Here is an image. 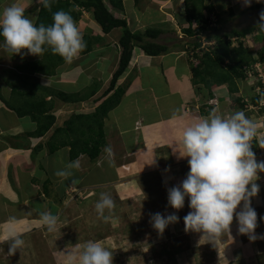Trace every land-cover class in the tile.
<instances>
[{
  "label": "crops",
  "instance_id": "crops-1",
  "mask_svg": "<svg viewBox=\"0 0 264 264\" xmlns=\"http://www.w3.org/2000/svg\"><path fill=\"white\" fill-rule=\"evenodd\" d=\"M180 1L182 0H176L175 2L180 4ZM230 1L232 2L230 6L229 4L228 6L223 4L224 0L211 1L220 17L229 13L236 18L233 22L236 28L229 30V32H226L228 30L225 29V33L231 34L233 30L238 32L248 31L245 26H253L252 33L255 32L260 20L255 25H248L243 17L246 16L249 8L251 10L260 9L258 11L260 12L264 8V2L257 3L256 0H252V4L249 7L244 5L243 0ZM239 7L241 8L239 9ZM115 10L118 16L116 13H112L116 17L126 19L123 16L124 11ZM262 12H264V9ZM30 14L27 17L31 19ZM83 14L85 15V13ZM84 15H82L79 21L86 22H84L83 29H80V31H83V37L85 35L92 37L101 36L103 41L93 45L91 52L83 56L87 60L83 68H79L78 65L74 64L69 70V63L66 62L57 69L54 76L36 74L34 76L35 79L31 80L33 85L37 84L39 95L48 96L49 92L43 91L46 88L53 94L47 100L53 102L52 114L56 117L54 128L43 138H36L32 134L36 131L37 126L30 117L20 118L7 106L13 114L7 118L0 117L2 122H7L4 127L0 126V138L3 137L6 141L8 140V150H11L15 157L11 158L13 160L11 167H14L15 170L16 166L19 167L21 165L25 169H28L32 165L35 155L40 154L39 159L43 169V181L41 185L46 187L45 190L48 188L52 190L54 192L53 196L61 191L60 197H63L70 187H75L79 189L78 191L85 197L84 199L93 202L92 197L94 194L96 195L97 191L107 194L110 191L109 189L113 187L119 192H130L129 195L137 193L141 199L140 206L142 208L150 206V208L153 207L152 209H156V211L165 216L175 213L180 218L179 211L171 208L169 205H165V202L168 201V190L180 185L190 171L187 158H180L178 153L182 131L193 121L206 117L212 112L231 114L235 111H241V107L234 108L232 106L233 99L240 97V93L235 96L231 95L227 85H214L211 89H208L201 83H194L192 64L189 62L187 49L186 51L185 49L177 51L173 47H170L167 54L150 57L141 49L135 48L134 58L118 83V86H126V92L119 105L110 111L104 120L106 144L102 149L100 157L96 160H91L87 155H81L78 158L80 168L73 170L74 175L63 183H60L59 178L55 176V172L63 168L66 163L72 161L70 158V147L50 153L47 144L54 131L57 128H63L64 124L72 116L92 114L103 103L105 100L103 99V94L110 86L113 74L118 68L121 54L119 39L122 33L115 34L120 29H115L110 34H104L102 28L95 21L89 20L90 22H88L84 18ZM161 19V17H157L156 21L149 23L150 27L146 25L145 27L164 30L165 25ZM91 22L96 26L91 24ZM223 22L225 23L227 20ZM87 24L91 26H87ZM85 28H93L95 31L92 34H88L87 30H84ZM171 29H173V32H177L175 28L171 27ZM145 30L138 29L132 31L143 32ZM164 32H167V30H164ZM112 40H114L113 44ZM110 54L113 55L111 58H109ZM30 57L29 54L28 60H26L35 61L40 58L38 56L37 59L34 57L30 59ZM136 59H138L137 62L139 64H136L133 76H129L130 78L127 79L129 83H127L125 75H128L131 69H134L132 64H134L133 62ZM73 69L74 74L69 73ZM40 76L49 80L50 83H54V87L39 82L38 78L41 79ZM5 79L2 78L3 81ZM238 81L240 82L238 83V87L241 91L244 84L248 82L246 83V80L242 79H238ZM94 85L97 86V92L92 96L90 90ZM6 88H10L7 82ZM56 89L59 91L57 90L56 92ZM67 89L70 90L68 91ZM86 89L89 90L87 93L84 92ZM9 91L11 96L8 94V98L2 92L3 98L7 101H10L12 98L11 88ZM61 94L66 96L74 95V101H65ZM242 97L244 96L242 95ZM216 99L218 100V104L216 102L217 105L213 107L210 103ZM0 101L2 102V100ZM19 142L26 146L15 148L14 145ZM40 144L42 145V149L36 151V147ZM106 147L112 149L111 154L105 152ZM262 159L264 160V156L257 158L258 161ZM3 167L4 161L0 159V171L2 170V172ZM39 167L37 169L35 166L33 167L31 180L35 178V174L38 175L40 172ZM166 169L169 170L166 171ZM255 179H257L255 182L260 186V192L252 199V207L257 211L259 224L261 220L264 221L262 219L264 218V200L258 204V199L264 197V173H258V177ZM31 180L28 183H31ZM72 180H76L77 183L72 184ZM8 181V183H11L10 180ZM2 183L0 180L1 187ZM27 188L31 189L30 184H27ZM38 195H43V197L39 196V198H42L41 200L47 197L46 192ZM29 201L30 199L26 198L24 202ZM118 203L120 204V202ZM6 205L9 206V203H6ZM158 205L160 208L162 207V210L158 209ZM190 210L187 206L188 213ZM147 211L144 209L140 211V214L146 217L148 215ZM237 211H239V208ZM179 224L180 219L178 223L169 225V230L175 231ZM263 225L264 223L260 226ZM258 232H260L259 227H257L255 232L257 238L252 240L247 235L242 236L238 228H232V230L230 229V234L225 233L222 237H227L228 242L232 241L244 253V255L240 254L246 260L255 264H259L263 260L262 264H264V248L261 249L259 244H257L260 241ZM196 233L193 232V235ZM200 236H202V233H200ZM222 239L221 241H223ZM261 245L264 246L263 244Z\"/></svg>",
  "mask_w": 264,
  "mask_h": 264
},
{
  "label": "rangeland",
  "instance_id": "rangeland-1",
  "mask_svg": "<svg viewBox=\"0 0 264 264\" xmlns=\"http://www.w3.org/2000/svg\"><path fill=\"white\" fill-rule=\"evenodd\" d=\"M175 1L176 0H139L136 2L135 0H123L124 9L121 11H124L123 16L130 22L129 27L132 30H145L149 26V23L156 21L157 17H161L165 25L164 30H167L165 35L161 37L162 40L171 39L169 43L166 41L167 45L169 48L173 47V49L177 51L181 49H185L186 51L187 49L186 52L189 62L195 65L199 62V58H201L203 51H212L214 41H211L212 44L210 45L206 44L205 42H208L205 40L206 36L210 34L223 35L225 29L228 30L226 32L235 29L236 27L233 22L236 18L229 13L220 17L216 10L212 13L208 11L200 13L199 15L203 14L210 18V25L205 32L202 30L199 32L203 34L202 41L205 40L203 44H206L202 46V52L197 51L193 53L195 51L192 43L193 39L187 36L185 37L181 32L182 30H180L183 29V27H189V23L186 20L185 3L183 0L179 2L180 4ZM211 1L212 0H206V6L213 4ZM13 4L22 7L28 14L31 13L30 17L35 22L38 13L36 8L40 5L38 0H0V12ZM223 4L226 6L229 4L230 6L232 2L230 0H224ZM106 5L118 16L117 11L111 6L109 1H106ZM240 8L241 7H239V9ZM263 9L258 12L260 9L251 10L249 8L246 16L243 17L246 24L255 25L257 21L260 20V13ZM83 13H85V15H83L88 22H90L89 20L95 21L92 19L90 12L83 11ZM224 20H227V22L224 23ZM182 21L184 22L182 23ZM84 22L85 21L78 22L77 26L79 30L83 29ZM212 23L216 25L214 26ZM91 24L93 23L91 22ZM93 25L96 26L95 24ZM145 25L147 27H145ZM87 26L91 25L87 24ZM171 27L175 28L177 32H173ZM195 27V30H200L197 25H195ZM89 28H85L84 30H87L86 32L88 34H92L95 30ZM245 28L251 31L254 27L245 26ZM116 32L115 34H119L121 30ZM81 33L83 34V31H81ZM237 38L238 37L230 38L233 47L239 46L241 41V43L246 44L248 49L252 50L254 58L260 59L262 49L264 50V31L257 29L252 34H248L240 39ZM111 42L113 44L114 40ZM24 51L27 52L26 50ZM28 56L29 55H12L0 49V93L2 94L3 92V94H6V98H8V94L9 96H11V94L9 91L10 88H6V82L2 80V78H9L5 70L18 71V66L25 63L28 60ZM30 56V59L33 57L37 59L38 57L33 55ZM83 56V54L79 53V55L69 63L68 69L70 70V67H73L74 64L78 65L79 68H83L84 63L87 61ZM112 56L113 55L110 54L109 58ZM137 60L138 59L132 64L134 69H131L129 74L125 75L126 82L127 79L130 78L129 76H133V71L137 66L136 64H139ZM146 61H148V59H146ZM262 61L264 63L263 58ZM261 69L264 73L263 66ZM69 73L74 74V69L69 71ZM40 78L41 79L38 78L39 82L54 87V83H50L49 80L42 76H40ZM247 80L245 82L248 83L244 84L239 96L241 98L243 95L244 97L242 98L248 101V106H246V108L242 107V110L246 113L247 117L257 125L258 132L257 136L252 141V150L258 158L259 156H264V112L258 109H252L249 106L253 104L252 102L254 99H260L262 96L261 93L264 91V82H262L261 79L255 81ZM238 83L240 82L238 81L237 84ZM259 86L261 88L260 91L257 90ZM56 87L58 88L57 85ZM124 87L126 88V86ZM57 90L58 89L55 91L57 92ZM67 90L69 91L70 89ZM88 91L87 89L84 90L85 93ZM69 96L74 97V95ZM260 100L264 101V99ZM212 101L214 102L212 103L210 101V105L213 107L218 104L217 99ZM55 112L58 114L57 111ZM12 114L13 112L0 101V117L7 118ZM5 124H7V122H2V120H0L1 127H4ZM7 141L3 137L0 138V159L4 161L3 172L2 170L0 171V180L3 182L2 187L0 186V206H2L0 208V264H65L64 253L70 251L71 247H74L77 243L83 245L89 240L100 241L105 247L109 248L112 251L113 264H255L246 260L242 256L244 253L241 252L232 241L228 242V238L225 236L222 237L223 241H221L218 246H214L212 243L201 240L200 233L193 235V231H186L184 217L188 214L187 199L185 201V207L179 210L181 225H177L175 231L169 230V227H167L161 235L150 223L151 214L159 212L156 211V209H152L153 207L150 208V206H147L148 208H146V206L142 208V206H140L141 199L137 193L129 195L130 192H119L113 187L109 189L110 191L107 194L115 201V208L111 210V212L105 210V216L109 217L107 220L100 218L95 209V204L101 195L100 191H97L96 195L93 193V202L84 199L85 197L82 196L78 191L79 189L75 187H70L63 197H60L61 191L53 196L54 192L52 190H49V188L45 190L46 187L41 185L43 181V169L39 159L40 154H37L38 156L35 155L36 160H32V165H30L28 169L19 165L20 168L16 166L14 170V167H11L13 163L11 158L14 157V153L8 150ZM14 146L15 148H21L26 145L19 142ZM34 166L36 169L40 166V174H35V178L31 180V172ZM8 180H10L11 183H8ZM30 180L31 183H28ZM27 184H30L31 189L27 188ZM44 192H46L47 197L41 200L43 195L38 194H43ZM39 196L41 197L39 198ZM26 198H29L30 201L24 202ZM263 200L264 197L258 199V204ZM118 202H120V204ZM6 203H9V206H7ZM142 205H144V203H142ZM165 205H169L168 201L165 202ZM157 207L158 209L162 208H160L159 205ZM144 209L148 210V215L146 217L140 214V211ZM11 210L13 213H11ZM163 210H165V208H163ZM43 211H51L53 214L59 215L60 224L55 232H49L46 227L42 225L39 213ZM13 218H15L14 222ZM262 223H264V221L261 220L258 224L260 228V232H258L260 241L257 243L261 249L264 248V246L261 245H264V236L262 237L264 225L260 226ZM9 228H14L18 233H21L25 240L24 246L11 256L8 255L10 245L8 242H5V236ZM232 228H238V224L235 220L231 225V230ZM240 253H242V255ZM262 263L263 260L260 261L259 264Z\"/></svg>",
  "mask_w": 264,
  "mask_h": 264
},
{
  "label": "clouds",
  "instance_id": "clouds-1",
  "mask_svg": "<svg viewBox=\"0 0 264 264\" xmlns=\"http://www.w3.org/2000/svg\"><path fill=\"white\" fill-rule=\"evenodd\" d=\"M38 2L50 9L53 0ZM243 3L250 7L252 0H243ZM256 27L264 31V12L260 13ZM0 37L3 38L0 49L12 55L41 57L50 50L68 63L86 48L74 18L63 10L53 14L51 25L37 26L22 7L13 4L0 12ZM257 132V125L242 110L231 114L212 112L182 131L178 153L180 158H187L190 171L180 185L168 190V204L179 211L185 207L187 199L191 210L184 217L185 230L202 233L201 240L214 246H218L225 233L230 234L234 220L241 235L252 240L257 238L258 214L252 207V199L260 192L255 178L258 173H264V160L258 161L252 150ZM105 152L111 154L112 149L106 147ZM79 168L78 159L70 161L56 170L55 176L63 183ZM76 183L72 180V184ZM114 208L113 198L101 193L95 204L97 215L107 220L105 210L111 212ZM39 218L49 232H55L60 224L59 215L51 211L40 212ZM179 219L175 213L166 216L155 213L151 214L150 223L162 235ZM5 242L10 245V256L25 244L22 234L14 228L8 229ZM64 254L65 264H113L112 251L97 240L83 245L77 243Z\"/></svg>",
  "mask_w": 264,
  "mask_h": 264
},
{
  "label": "trees",
  "instance_id": "trees-1",
  "mask_svg": "<svg viewBox=\"0 0 264 264\" xmlns=\"http://www.w3.org/2000/svg\"><path fill=\"white\" fill-rule=\"evenodd\" d=\"M109 1L114 9L123 10V0H53L51 8L47 9L42 3L36 8L38 15L35 20L36 25L43 23L46 26L53 23V14L63 10L72 15L78 24L83 11L90 12L96 23L102 28L104 34H110L115 29L121 30L119 45L121 54L119 65L113 74L109 88L103 94V103L92 114H78L66 122L65 127L57 128L47 146L50 153H55L60 149L70 147V158L72 161L77 160L81 155H87L91 160L100 157L102 149L106 144L105 123L104 120L115 109L123 95L126 92L125 87L118 86L119 80L128 70L133 58L135 48L141 49L147 56L157 57L169 52V40H162L165 35L164 30L156 28H147L145 31H132L126 19L116 17L110 8L106 5ZM138 2L139 0H135ZM186 10V20L189 27L183 28L182 32L188 38L193 39V47L195 52H199L203 46L202 30L205 32L210 25V18L201 14L203 11L209 13L214 12V5L206 6V0H184ZM25 15L28 12L25 11ZM195 25L199 29L195 30ZM251 31L238 32L233 30L231 34L223 33V35H208L206 41H214L212 51H203L199 62L192 65V73L194 83L203 84L206 88L211 89L212 86L227 85L230 94L235 96L240 93L237 80H246L244 73L245 66H252L258 60L264 59V50L262 49L260 59L254 58L251 49H248L245 43H239V46L233 47L230 41L231 37L243 38ZM84 41L86 48L81 54L86 55L91 52L93 45L101 43V36L92 37L85 35ZM239 38V39H240ZM3 38L0 37V42ZM167 41V42H166ZM162 42V43H161ZM263 62V61H262ZM66 62L63 58L53 54L50 50L42 55L38 60L26 61L18 66V71L6 70L9 78L5 79L12 90L11 101H7L0 93V100L18 117H30L36 123L37 129L32 134L33 137L43 138L50 132L55 123L56 117L52 114L53 102L48 101L47 97L53 95H39L37 84H32L31 80L35 79L36 74L44 76H54L57 69ZM32 85V86H31ZM39 86V85H38ZM97 86L91 88V95L97 92ZM65 101L73 102L74 97L61 94ZM91 97V96H88ZM18 98V99H17ZM264 99V94L260 97ZM260 99H254L253 104L259 105ZM247 101L244 98H234V108H246ZM42 145H38L36 150H41Z\"/></svg>",
  "mask_w": 264,
  "mask_h": 264
},
{
  "label": "built area",
  "instance_id": "built-area-1",
  "mask_svg": "<svg viewBox=\"0 0 264 264\" xmlns=\"http://www.w3.org/2000/svg\"><path fill=\"white\" fill-rule=\"evenodd\" d=\"M212 25L215 26L216 24L212 23ZM205 43L209 44V45L212 44L211 42H205ZM206 44H203V45H206ZM262 66L264 67V63L262 61H259V60L252 66H249V67L245 66L244 67V73H245V76H246V80L249 79L251 81H255L257 79H261V81L264 82V73H263V71L261 69ZM260 84H261V82H260ZM257 90H259V91L261 90L260 86L258 87ZM261 94H264V91ZM213 102L214 101H212V103ZM249 107L252 108V109H258V110L264 112V101L260 100L259 105L252 104Z\"/></svg>",
  "mask_w": 264,
  "mask_h": 264
}]
</instances>
